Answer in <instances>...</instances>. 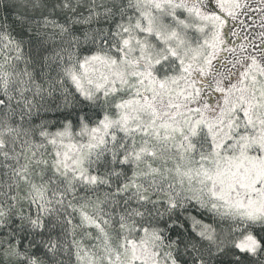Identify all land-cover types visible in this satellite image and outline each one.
Segmentation results:
<instances>
[{
	"label": "snow or ice",
	"instance_id": "6c2138e0",
	"mask_svg": "<svg viewBox=\"0 0 264 264\" xmlns=\"http://www.w3.org/2000/svg\"><path fill=\"white\" fill-rule=\"evenodd\" d=\"M0 264H264V0H0Z\"/></svg>",
	"mask_w": 264,
	"mask_h": 264
}]
</instances>
